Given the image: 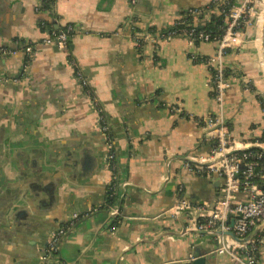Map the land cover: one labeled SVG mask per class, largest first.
I'll return each mask as SVG.
<instances>
[{
  "label": "crops",
  "instance_id": "obj_1",
  "mask_svg": "<svg viewBox=\"0 0 264 264\" xmlns=\"http://www.w3.org/2000/svg\"><path fill=\"white\" fill-rule=\"evenodd\" d=\"M207 2L0 0V46L8 49L0 53V264H192L197 255L205 256L203 264H234L227 254L212 252V233L185 230L186 217L166 210L179 195L193 201L219 196L221 180L214 185L216 178L183 165L188 155L210 150L201 138L203 116L220 111L241 147H264L261 36L246 27L222 56L229 86L221 106L211 89L209 100L191 97L196 66L206 64L187 52L195 66H180L182 36L141 45L134 39V30L169 26L188 7ZM210 15L198 13L192 21L203 25ZM42 18L56 27L72 25L67 52L43 41ZM202 43L215 53L216 40ZM27 44L33 52L26 58ZM69 55L87 77L89 93L74 77ZM197 89L203 97L201 85ZM90 93L115 144L118 185L112 198L120 214L113 229L106 189L112 171L104 165ZM82 212L54 256L42 260L49 232Z\"/></svg>",
  "mask_w": 264,
  "mask_h": 264
},
{
  "label": "built area",
  "instance_id": "obj_2",
  "mask_svg": "<svg viewBox=\"0 0 264 264\" xmlns=\"http://www.w3.org/2000/svg\"><path fill=\"white\" fill-rule=\"evenodd\" d=\"M52 1L43 0V3L46 5ZM130 1L132 5L136 2V0ZM198 13L219 16L224 26L222 34L213 36L209 30L192 21ZM187 15L191 17L190 21L184 17L169 26H159L151 31L141 33V31L134 30L135 42L141 45L150 38L168 40L179 35L191 47L202 42L216 40L217 47L213 55L196 56L192 50L188 52V56L190 59L203 61L206 64L212 94L221 106L224 91L229 86V76L222 56L228 47L241 40L248 26L255 27L254 35L260 38L264 18V0H208L203 7H188ZM39 26L45 31L42 38L44 42L56 44L59 49L68 51L72 34L71 24L56 27L51 23L49 25L47 20L42 18L39 20ZM7 51L6 47L0 46L1 54ZM24 52L26 56H31L32 46L27 44ZM68 58L74 77L89 93L87 77L79 67L77 60L72 55ZM90 96L92 105L98 112V129L104 139V165L112 171V176L106 185L109 196H112L118 185L115 144L109 130L108 120L97 96L93 93H90ZM172 108L181 111L178 106ZM200 122L204 131L201 138L209 140L210 150L204 156L188 155L183 165L191 173L220 178L219 196L213 201L205 199L193 201L184 195H179L166 211L174 218L185 216L188 221L185 226L187 230H206L212 233L216 239L212 252L227 254L234 264H260V247L264 242V183L260 184L259 177L264 176L260 173L262 160H264V149L260 148L252 152L247 149L248 147H241L239 142L229 135L228 127L220 111L203 116ZM183 187V184H178L179 192ZM86 213H75L49 232L40 255L42 260H47L51 254L58 251L62 236ZM108 213L110 228L113 229L120 214V209L114 200L108 205ZM254 228L257 231L249 235ZM226 230H231L236 237L224 233Z\"/></svg>",
  "mask_w": 264,
  "mask_h": 264
},
{
  "label": "rangeland",
  "instance_id": "obj_3",
  "mask_svg": "<svg viewBox=\"0 0 264 264\" xmlns=\"http://www.w3.org/2000/svg\"><path fill=\"white\" fill-rule=\"evenodd\" d=\"M180 50H181L180 51L181 53H179L176 56L177 60H178V62L180 64V66H182L183 68L189 70V69L193 68V66H195V64L193 63V61H188V60L185 59L187 52H190V51L193 50L194 53L196 54V56L201 55V54H205V53H209V54H206V55H210V52H212V47L210 45H208V43L207 44L206 43H199V44H196V45H193V46L189 47V46H187V43H185V41H183ZM199 65L200 66H196L198 69H197V72L195 73L193 86H191L192 87L191 97H197V98H202V99L209 100V94H207L209 89H211L210 83L209 84L207 83V79L209 81V72L207 70L206 65H204L203 63H201ZM203 78H204V81L202 80ZM199 85H201V88L203 89L202 93L204 91V96L203 97H202V95H200V96L197 95L198 94L197 87ZM212 98H214V97H212ZM187 109H188L189 112L195 113V111L189 109L188 107H187Z\"/></svg>",
  "mask_w": 264,
  "mask_h": 264
},
{
  "label": "trees",
  "instance_id": "obj_4",
  "mask_svg": "<svg viewBox=\"0 0 264 264\" xmlns=\"http://www.w3.org/2000/svg\"><path fill=\"white\" fill-rule=\"evenodd\" d=\"M46 5H49V4H46ZM186 20H191V17L190 16H185ZM68 25V24H66ZM65 25V26H66ZM64 26V27H65ZM201 27L203 28H206L207 30L210 31V33L213 35V36H220L223 32V23H222V20L219 16H216L214 14H211L210 17H209V20H207L205 23H203V25H201ZM27 58V56H26ZM248 150L250 151H257L260 149V147L258 146H250L247 148ZM260 173L264 175V160H262V169H260ZM259 182L260 184H263L264 183V176L263 177H259ZM114 200V198H112V196H109L108 195V198H107V202H108V205L110 203H112Z\"/></svg>",
  "mask_w": 264,
  "mask_h": 264
},
{
  "label": "water",
  "instance_id": "obj_5",
  "mask_svg": "<svg viewBox=\"0 0 264 264\" xmlns=\"http://www.w3.org/2000/svg\"><path fill=\"white\" fill-rule=\"evenodd\" d=\"M261 44H262V51H263V58H264V18H263V22H262V29H261ZM53 46L58 49V46L56 44H53ZM253 146H256V145H253ZM260 147V146H258ZM262 149H264V147H260ZM232 152V151H231ZM104 154H105V151H104ZM220 182V178H216L215 180H213V184L214 185H218ZM119 209H120V206H118ZM231 224H232V221H231ZM184 229L186 230V227L184 226ZM198 231H206V230H198ZM218 231V230H216ZM257 231L256 228H254L250 233L249 235H253L255 232ZM224 233H228L230 234L231 236L233 237H236L234 235V233L231 231V230H226L224 231ZM51 256L53 257L54 254H51ZM204 260H205V256H199L197 255L194 259H192V264H203L204 263Z\"/></svg>",
  "mask_w": 264,
  "mask_h": 264
}]
</instances>
